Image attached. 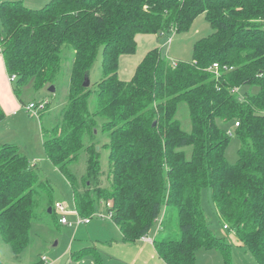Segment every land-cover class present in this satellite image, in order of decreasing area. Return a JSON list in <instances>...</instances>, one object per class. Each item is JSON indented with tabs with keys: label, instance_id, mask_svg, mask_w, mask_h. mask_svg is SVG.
Wrapping results in <instances>:
<instances>
[{
	"label": "trees",
	"instance_id": "16d2710c",
	"mask_svg": "<svg viewBox=\"0 0 264 264\" xmlns=\"http://www.w3.org/2000/svg\"><path fill=\"white\" fill-rule=\"evenodd\" d=\"M202 14L213 33L194 44L191 61L171 64L154 48L130 81L118 78L119 59L135 53L137 35L185 32ZM66 51H73L66 102L42 144L74 179L69 165L88 142L86 177L80 186L69 179L77 214L92 217L105 204L129 242L145 239L161 218L152 244L165 264H195L200 249L218 250L231 264L230 243L213 233L202 207L209 189L222 229L264 264V0H51L38 10L0 0V54L16 76L18 100L30 81L36 90L54 85ZM99 54L102 77L84 88ZM213 63L231 69L216 78L207 71ZM182 103L188 132L176 118ZM228 124L240 142L234 165L225 157ZM99 127L108 138L106 185ZM51 190L16 146H0V237L15 256L28 245L41 201L47 216L55 213Z\"/></svg>",
	"mask_w": 264,
	"mask_h": 264
},
{
	"label": "rangeland",
	"instance_id": "374dc122",
	"mask_svg": "<svg viewBox=\"0 0 264 264\" xmlns=\"http://www.w3.org/2000/svg\"><path fill=\"white\" fill-rule=\"evenodd\" d=\"M51 0H21L29 9H41ZM213 29L206 21L204 14L197 16L188 30L168 37H157L151 34H139L136 36V51L132 55H122L119 59L117 76L122 81H130L143 57L150 50L157 48L162 60L171 64L189 62L192 59L194 44L210 34ZM67 52V53H66ZM63 54V65L57 75L54 85L55 92H49L48 87L36 90L33 82H29L20 88L19 100L12 90V96L20 106L15 114L6 115L0 122V146L14 145L19 153L25 156L30 164L40 173L41 179L51 186V201L65 207V213H53L46 215V205L41 203L36 207L35 216L31 220L28 232V245L18 256H15L8 244L0 237V264H165L157 255L153 246L144 245L148 242L124 240L117 226L107 216L105 204L101 205L100 213L104 218L92 216L88 225L68 227L59 223L63 217L68 223H76L78 214L75 212L73 199V186L69 179L46 157L43 149L44 136L47 130L59 122L60 111L63 108L69 87V77L73 51ZM69 54V55H68ZM1 55V54H0ZM102 55L99 54L90 71V84L96 83L102 77ZM15 87V83L11 85ZM93 90V87H91ZM7 89L10 93L9 87ZM47 101V109L34 115L27 111L31 102ZM176 118L184 131H190V120L186 104H180ZM102 120H98L101 125ZM229 130L230 141L225 151V157L229 164L234 165L238 159L239 139L236 129L228 124L224 126ZM95 143L99 149L100 181L107 183L110 170L108 151L104 147L108 138L100 127L95 130ZM88 142L84 150L80 151L77 159L69 165L77 186L86 177L89 167ZM191 153L190 148L185 149L187 157ZM201 203L208 224L213 233L230 243L231 264H257L252 255L234 240V233L222 229L216 219L214 206L210 198V190L203 189ZM75 210V211H74ZM55 212V211H54ZM107 216V217H106ZM81 217V216H80ZM161 218L156 221L147 234L151 241L161 232ZM149 240V241H150ZM151 243V242H150ZM195 264H224L222 254L218 250L200 249L196 252ZM44 258V260L42 259Z\"/></svg>",
	"mask_w": 264,
	"mask_h": 264
},
{
	"label": "built area",
	"instance_id": "2783aa9c",
	"mask_svg": "<svg viewBox=\"0 0 264 264\" xmlns=\"http://www.w3.org/2000/svg\"><path fill=\"white\" fill-rule=\"evenodd\" d=\"M230 69H228L226 66H220L218 63H213L211 66H209L207 68V71L210 72L214 77L218 78L223 73H225L226 71H229ZM15 80H16L15 75L10 76V78H9L10 83H13ZM47 105H48L47 101H41V102H37V103L31 102V103H29V105L27 106L26 109H27V111L32 112L34 115L38 116L39 113L45 111ZM235 125H237V124H235ZM106 206L110 207V204H106ZM54 211H55V213H65L66 212L65 207L61 204H58V203L54 204ZM95 216H98L100 218H104V215L101 213H97V214H95ZM107 216L110 218V215H107ZM91 218H92L91 216L90 217H80L78 215L77 222L72 224V223H68L66 221V219L63 217L62 219H59V223L63 224V225H67L68 227H74V226H78V225H88L91 222ZM226 228L227 227H224V229H226ZM42 259L44 260V258H42Z\"/></svg>",
	"mask_w": 264,
	"mask_h": 264
},
{
	"label": "crops",
	"instance_id": "0c3cea01",
	"mask_svg": "<svg viewBox=\"0 0 264 264\" xmlns=\"http://www.w3.org/2000/svg\"><path fill=\"white\" fill-rule=\"evenodd\" d=\"M10 76L7 74L6 69L4 67V62L3 58L0 55V106L4 113L6 115H11L15 114L19 110V105L17 104L16 100L12 96V86L11 83L9 82ZM7 86L9 87L10 93L7 89ZM234 240H237L236 237L234 236ZM149 238L145 239H140L137 243L141 242H148L147 244H144L148 247H150V244L153 246L152 241ZM151 242V243H150ZM237 245L240 243L237 242ZM154 248V247H153Z\"/></svg>",
	"mask_w": 264,
	"mask_h": 264
},
{
	"label": "water",
	"instance_id": "95a60500",
	"mask_svg": "<svg viewBox=\"0 0 264 264\" xmlns=\"http://www.w3.org/2000/svg\"><path fill=\"white\" fill-rule=\"evenodd\" d=\"M82 85H83L84 88H87L90 85V81H89V78L87 76L84 78V81H83ZM49 92L54 93L55 92V88L53 86H51L49 88ZM154 125H155V123H153V126ZM48 213H51V208L48 209Z\"/></svg>",
	"mask_w": 264,
	"mask_h": 264
}]
</instances>
